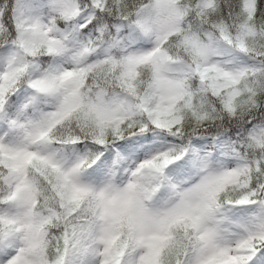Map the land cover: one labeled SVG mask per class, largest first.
Segmentation results:
<instances>
[{"label": "snow or ice", "instance_id": "6c2138e0", "mask_svg": "<svg viewBox=\"0 0 264 264\" xmlns=\"http://www.w3.org/2000/svg\"><path fill=\"white\" fill-rule=\"evenodd\" d=\"M0 264H264V0H0Z\"/></svg>", "mask_w": 264, "mask_h": 264}]
</instances>
